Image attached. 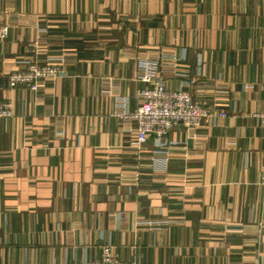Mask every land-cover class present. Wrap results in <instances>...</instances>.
<instances>
[{
  "label": "crops",
  "instance_id": "crops-1",
  "mask_svg": "<svg viewBox=\"0 0 264 264\" xmlns=\"http://www.w3.org/2000/svg\"><path fill=\"white\" fill-rule=\"evenodd\" d=\"M0 19V264H84L108 239L141 264H264V0H0ZM182 49L169 86L223 115L173 128L162 167L117 97L135 110L139 63ZM62 51L61 77L10 85Z\"/></svg>",
  "mask_w": 264,
  "mask_h": 264
},
{
  "label": "built area",
  "instance_id": "built-area-1",
  "mask_svg": "<svg viewBox=\"0 0 264 264\" xmlns=\"http://www.w3.org/2000/svg\"><path fill=\"white\" fill-rule=\"evenodd\" d=\"M43 32L46 30L41 27ZM9 25L0 19V42L7 39ZM51 49L48 47L45 35H40L28 46V52L34 55L47 54ZM75 59L66 51L59 55H48L44 61L38 59H24L18 63L23 67L9 74V83L15 87L23 85L37 91L46 79H57L64 74V66L70 59ZM186 51L182 49L180 55H162L157 60H144L139 63L137 77L145 82V85L136 93V109L130 110L128 99L117 97L120 112L117 114L122 120L136 122L137 136L134 145L142 150L147 147L151 137L156 144V154L161 157L162 167L165 166L170 149L176 145L169 139V133L178 125L188 128H199L207 120L215 122L221 113L213 112L207 104L194 99L191 91L185 86L189 82H183L181 87L171 88L166 77L167 70L177 74L178 59H185ZM188 76V72H183ZM226 93V92H225ZM14 114L11 102L0 100V118H9ZM255 116L264 125V111L257 112ZM264 182V167L262 171ZM149 224H167V221H150ZM84 264H141L136 260H125L113 251L112 242L108 239L101 246L98 257Z\"/></svg>",
  "mask_w": 264,
  "mask_h": 264
}]
</instances>
